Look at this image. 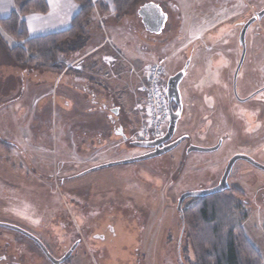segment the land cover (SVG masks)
<instances>
[{"label": "rangeland", "instance_id": "1", "mask_svg": "<svg viewBox=\"0 0 264 264\" xmlns=\"http://www.w3.org/2000/svg\"><path fill=\"white\" fill-rule=\"evenodd\" d=\"M147 1L169 14L178 4L188 33L176 22L158 33L139 27L136 37L126 26L133 25L134 17L140 22V9L133 8L121 22L104 15L99 25L109 42L87 61L97 64L95 82L103 84L116 104L117 119L125 124L126 136L121 138L111 128L89 143L91 126L86 120L74 126L77 113L72 103L66 108L63 90L68 78L56 83L57 74L47 70L20 65L32 76L21 79L25 88L13 85L6 100L7 68L14 62L0 40V224L32 234L55 259L71 254L65 264H198L180 218L179 199L217 187L237 155L264 166V94L248 105L251 114L239 110L233 96L241 26L264 0ZM252 31L247 34L245 64L254 62L259 81L260 76L264 79L259 72L264 42L251 43ZM2 41L10 47L17 44L8 36ZM87 50L82 45L61 57L68 62ZM161 59L163 90L172 74L183 73L180 93L186 109L176 136L186 138L159 157L114 164L152 151L133 144L143 122V94L140 80L129 71L133 66L144 75ZM109 60L124 63L119 80L106 78ZM191 146L212 151L189 153ZM228 187L244 194L249 215L243 229L264 264V170L238 161ZM193 202L185 200L182 209ZM0 255L13 264H53L32 239L1 226Z\"/></svg>", "mask_w": 264, "mask_h": 264}, {"label": "trees", "instance_id": "2", "mask_svg": "<svg viewBox=\"0 0 264 264\" xmlns=\"http://www.w3.org/2000/svg\"><path fill=\"white\" fill-rule=\"evenodd\" d=\"M80 12L67 31L30 38L24 17L46 14V0H14V9L7 19L0 20V40L4 33L17 41L6 45L10 58L17 65L40 68L61 74L68 62L61 55L73 52L83 44L86 28L94 15L92 0H75ZM140 0H113L116 15L122 18ZM2 41V40H1ZM74 47V48H73ZM194 202L182 209L181 221L189 231L198 264H263L262 256L245 235L243 223L248 218L244 194L230 188L210 196L189 197Z\"/></svg>", "mask_w": 264, "mask_h": 264}, {"label": "crops", "instance_id": "3", "mask_svg": "<svg viewBox=\"0 0 264 264\" xmlns=\"http://www.w3.org/2000/svg\"><path fill=\"white\" fill-rule=\"evenodd\" d=\"M92 2L95 7L94 15L92 16V19L86 28L87 33L85 39H83L82 44L86 45V47H88V50L84 51L83 53L79 52L80 55L78 57H75V59L68 61V66L66 67V69L61 74H57L55 79L56 83L60 84V82L68 78V81L66 82L63 90V95L66 100V108L70 107L72 103V108L74 112L77 113L75 117L78 120L76 121L77 124L73 123L74 126L80 124L82 120H86L91 126V130H89V132L93 133L94 136L92 140L89 138V143H95L96 138L104 133L110 132L109 129L111 128L115 130V132H113L114 136L116 135L120 138L123 137L121 136L122 134L126 136V132L124 129L125 124L122 121L118 120L116 116V114H118V110L115 109V102L111 98L107 97L103 84H98L97 82H95L97 78L93 76V72L98 67L97 64H90L87 61L92 57V55L96 54L95 52L106 46V43L109 42L108 37H105L100 30L99 24L101 23V20H103V16L108 15L109 17H114L115 20L121 22L124 16H126L127 14L122 18H118L116 15V8L114 6L113 0H92ZM46 3L49 8L48 13H33L24 17L27 25L28 35L30 38H37L67 31L68 29H70L74 18L80 12V6L75 0H46ZM148 3L155 4L161 8L165 19L162 29H165L167 24L169 26V23L176 24L177 22L182 23L181 30H185L186 33H188L187 29L189 26L184 27V15H182L181 7L178 4H174L173 6L175 7L174 9H176V12H172L170 14L164 9V7L158 5L153 1L147 0L138 1L133 8L141 10V8ZM167 5L168 4L166 3V6ZM13 9L14 0H0V20L7 19L11 15ZM132 9L130 10V12L133 11ZM139 27L145 28L142 19L139 22L134 17L133 25L126 26V31H129L131 34H134L136 37H138L140 35ZM4 36L6 35L2 33V40ZM1 42L2 44H4V47L6 49V44L3 41ZM77 48L78 47L76 46L75 49L77 50ZM138 48L140 49V47ZM76 50H74L73 52L75 53ZM141 50L144 52L145 47L142 46ZM162 60L163 59L159 61ZM157 62H155V64ZM7 69L11 74L8 75L7 81H9V89L7 90L6 94H4V98L6 100H9L7 95L10 92V88H12L13 85L25 88L26 82L25 80L21 79H24L27 74L32 76V71L22 69L20 68V65H17L15 63H13V65H10V67ZM123 69L124 63H120L118 61H115L114 63L113 61L109 60L108 65H105V70L107 71L105 72V76L106 78L111 77L114 80H119L121 78ZM129 74L130 76L132 74L136 75L141 83L145 72L144 75L138 74L132 66ZM46 86H48V84ZM115 111H117V113H115ZM113 114L115 117L113 116ZM101 122H104L105 125L101 124ZM73 133H75V131H73ZM82 140L87 141L86 139ZM116 144H118V142H116Z\"/></svg>", "mask_w": 264, "mask_h": 264}, {"label": "water", "instance_id": "4", "mask_svg": "<svg viewBox=\"0 0 264 264\" xmlns=\"http://www.w3.org/2000/svg\"><path fill=\"white\" fill-rule=\"evenodd\" d=\"M140 18L142 19L143 25L146 28V30L150 33H158L162 27H163V22H164V15L162 13V10L160 7H158L155 4L152 3H148L146 5H144L139 13ZM264 16V11L261 12L258 15V18H262ZM252 22L248 23L245 27H244V33H243V37L245 34V31L248 29L249 25ZM183 77V74L179 75L176 78H173L170 81V84L168 85L167 88V98H168V103H169V109H170V114H171V119H170V123H169V127H168V131L165 134V136L158 140V141H154V142H149V143H144V142H135L133 143L134 146L136 147H140V148H149V149H155L154 151L147 153L145 155L142 156H138V157H134L125 161H121L118 163H114V164H127V163H134V162H142L145 160H149L152 158H156L159 157L161 155L167 154L170 151H172L173 149H175L178 145H180L184 140L185 137L179 139L178 141L169 144L167 146L161 147L164 144L170 142L174 136L175 130H176V125L177 122L180 119V114H181V102H180V97L179 95H175L176 89L178 87V84L180 83L181 79ZM176 98L177 99V103L179 105V110L177 113H174L173 109H172V100ZM115 113H117V111H115ZM212 149L210 148H200V147H195L192 146L189 148L188 152H197V153H208L211 152ZM246 157H234L233 159H231L230 163L228 164L226 171L224 173V176L222 177V180L220 182V184L210 190H203V191H196V192H192V193H186L184 194L180 199H179V203H178V211L181 213L182 212V206L184 201L189 198V197H196V196H210L213 194H217L220 193L226 189H228V178L229 175L235 165V163ZM247 160H249V162H251L254 166H256L259 169L264 170V166L260 165L259 163L253 161L252 159L246 158ZM112 164V165H114ZM105 166H111L110 165H105ZM105 166H100L97 168H102ZM1 227H7L10 228L12 230L18 231L20 233H22L23 235L29 237L30 239H32L35 243H37V245L41 248V250L43 251V253L48 257V259L53 263V264H63L69 257L71 254H67L64 258L62 259H55L50 253L49 251L46 249V247L42 244V242L37 239L36 237H34L32 234L16 227L13 225H8V224H0Z\"/></svg>", "mask_w": 264, "mask_h": 264}, {"label": "flooded vegetation", "instance_id": "5", "mask_svg": "<svg viewBox=\"0 0 264 264\" xmlns=\"http://www.w3.org/2000/svg\"><path fill=\"white\" fill-rule=\"evenodd\" d=\"M253 11L254 12H252L253 13L252 16L246 22H244L243 25L241 26V30H240L241 33H240V37H239V43H240V47H241V58H240L239 62L237 63L236 67L233 69V80L236 81V83L234 85L235 88H234L233 96H235V100L237 101V106H238L239 110H241L245 114H251L252 109L249 108L250 104L253 101H256V98L258 97V95L264 94V79L260 76L259 77L260 80L258 81V78H257L258 77V73H257L258 71L256 69V66L254 65V62L249 61L247 64H245L246 56H247V34H248V31L250 30L251 27H253V31L251 33L252 35L250 38V42L252 43L253 40H256V39H262L261 41L264 42V16L262 18H258V15L264 11V6L260 9H258L257 11H255V10H253ZM250 22H252V23L249 25L248 29L245 31V34L243 37L242 35L244 33L243 32L244 27ZM164 64H165V61H164ZM227 70L228 69L225 68L222 70V72L225 73ZM259 72L264 74V67H263V71H259ZM181 74H183L181 71H176L174 74H172L168 78L166 91H167L168 85L170 84V81L173 78H176ZM164 75H165V70H164ZM224 75H225V77L227 76V74H224ZM182 80H183V77H182L180 83L178 84V87H177L175 95H174L175 97H176V95H179V97H180V102H181L180 119L181 120H182L183 114L185 113V109H186L185 104H184L183 99H182V96H181V93H180V85H181ZM237 81H240V84H238ZM172 109H173L174 113H177L179 110V105L177 103L176 98H174L172 100ZM180 119H179V121H180ZM179 121L177 122L176 130H175V133H174L172 140L170 142L164 144L161 147L172 144V143L178 141L179 139L185 137V135L176 136L177 126H178ZM154 150L155 149H152V151H154ZM239 156L252 159L248 155H245V154L237 155L235 157H239ZM246 158L240 159L238 161H245V162L249 163L250 165H253ZM252 160L255 161L254 159H252ZM255 162H257V161H255ZM254 167H256V166H254ZM13 263L14 262L11 258H7V256H5V255H3V256L0 255V264H13ZM65 263H66V261L63 264H65Z\"/></svg>", "mask_w": 264, "mask_h": 264}, {"label": "built area", "instance_id": "6", "mask_svg": "<svg viewBox=\"0 0 264 264\" xmlns=\"http://www.w3.org/2000/svg\"><path fill=\"white\" fill-rule=\"evenodd\" d=\"M163 76L164 61L149 67L140 83L143 122L138 133L139 142L158 141L168 130L171 114L167 91L161 88Z\"/></svg>", "mask_w": 264, "mask_h": 264}]
</instances>
